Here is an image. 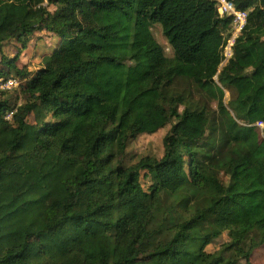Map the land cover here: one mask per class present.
I'll return each instance as SVG.
<instances>
[{
    "label": "trees",
    "instance_id": "obj_1",
    "mask_svg": "<svg viewBox=\"0 0 264 264\" xmlns=\"http://www.w3.org/2000/svg\"><path fill=\"white\" fill-rule=\"evenodd\" d=\"M236 7L251 11L220 68L230 18L212 0H0V77L24 80L0 94V264H240L251 233L264 244V0ZM41 31L59 46L18 68ZM168 125L160 159L126 163Z\"/></svg>",
    "mask_w": 264,
    "mask_h": 264
},
{
    "label": "rangeland",
    "instance_id": "obj_2",
    "mask_svg": "<svg viewBox=\"0 0 264 264\" xmlns=\"http://www.w3.org/2000/svg\"><path fill=\"white\" fill-rule=\"evenodd\" d=\"M53 10V8H50ZM151 32L155 39V41L162 47L164 54L166 57L171 58L173 53L170 49L167 40L162 34L161 27L158 24H154L151 26ZM65 35V34H64ZM47 36V37H46ZM63 37L60 34H53L49 33L47 35L42 36V41L50 40V42H53V40H56V48L59 46V43ZM65 38H68L67 34L65 35ZM55 48V49H56ZM29 51L25 53L23 57L32 55V51ZM48 60V58H45L44 63ZM225 63H223L224 66ZM4 69L1 68L0 64V71H3ZM194 97L197 99H200V96L194 93ZM8 96L12 98V101L14 102L15 99L20 96H18V89L13 90L12 92L8 93ZM232 98V94L229 92L224 93L223 101L225 105L229 103V101ZM20 103V101H18ZM208 109L210 112H214L216 110V103L214 101H206ZM39 110V109H38ZM183 110V107L179 108V111L181 112ZM43 121H45V116L39 111L36 115L34 114L31 118L32 123L41 124ZM170 128V125L166 126L165 128L159 130L157 133L153 135H142L139 136L135 141L131 142L127 148L125 161L127 164H135L140 158L142 157H152L155 159H160L163 155V146H162V140L165 136V134L168 132ZM197 146V145H196ZM195 146V147H196ZM220 180L227 184L228 178L224 174L219 175ZM142 184L144 189L146 190L150 182L148 180H142ZM259 240L258 233H251L244 246H242L238 251H236V255L239 258L240 264H264V244L261 246H257ZM228 236L226 233H223L220 237H218L216 240L213 241V243L209 244L205 251L209 254L218 253L219 250L222 249L223 245L228 244Z\"/></svg>",
    "mask_w": 264,
    "mask_h": 264
},
{
    "label": "built area",
    "instance_id": "obj_3",
    "mask_svg": "<svg viewBox=\"0 0 264 264\" xmlns=\"http://www.w3.org/2000/svg\"><path fill=\"white\" fill-rule=\"evenodd\" d=\"M215 4V9L220 18H230L229 24V37L227 38L224 47H223V61L220 68L223 66V63H227L229 58L232 55V47L236 39L243 32L251 8L247 9H238L236 7L237 1L243 0H212ZM224 64V65H225ZM24 80H20L15 77H0V94L16 90L23 84ZM12 113L6 115V119L9 120ZM256 127L261 130L264 128V123L257 122L254 124Z\"/></svg>",
    "mask_w": 264,
    "mask_h": 264
},
{
    "label": "crops",
    "instance_id": "obj_4",
    "mask_svg": "<svg viewBox=\"0 0 264 264\" xmlns=\"http://www.w3.org/2000/svg\"><path fill=\"white\" fill-rule=\"evenodd\" d=\"M49 33H46L44 31L36 32L32 39L27 44V47L25 50L22 51L20 58L18 60L17 66L18 68L26 67L28 72L34 73L40 68L43 67L45 58H48L51 53L55 50L56 46V40H53V42H50V40L42 41V36L47 35ZM47 37V36H46ZM19 46L16 45L14 41H10L7 43L3 49L2 53L5 56H8L12 58L17 53V48ZM32 51V55L23 57L25 53ZM39 113V110H35L33 115ZM50 117L45 118V120H49Z\"/></svg>",
    "mask_w": 264,
    "mask_h": 264
}]
</instances>
